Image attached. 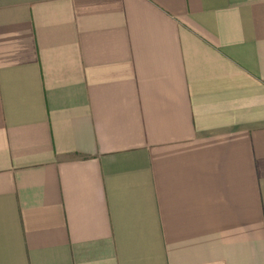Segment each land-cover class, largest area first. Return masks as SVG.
Masks as SVG:
<instances>
[{"label":"crops","instance_id":"obj_1","mask_svg":"<svg viewBox=\"0 0 264 264\" xmlns=\"http://www.w3.org/2000/svg\"><path fill=\"white\" fill-rule=\"evenodd\" d=\"M0 264H264V0H0Z\"/></svg>","mask_w":264,"mask_h":264}]
</instances>
